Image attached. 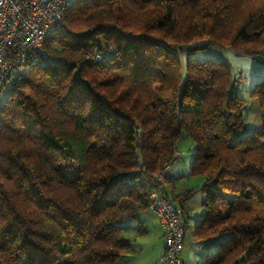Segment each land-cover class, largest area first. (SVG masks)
I'll return each instance as SVG.
<instances>
[{
    "label": "trees",
    "instance_id": "trees-1",
    "mask_svg": "<svg viewBox=\"0 0 264 264\" xmlns=\"http://www.w3.org/2000/svg\"><path fill=\"white\" fill-rule=\"evenodd\" d=\"M62 22L0 104V264H114L153 188L185 231L201 194L199 264H264V114L246 128L264 79L242 87L229 61L191 56L264 62V0H73ZM182 138L203 180L176 193L156 174Z\"/></svg>",
    "mask_w": 264,
    "mask_h": 264
},
{
    "label": "built area",
    "instance_id": "built-area-1",
    "mask_svg": "<svg viewBox=\"0 0 264 264\" xmlns=\"http://www.w3.org/2000/svg\"><path fill=\"white\" fill-rule=\"evenodd\" d=\"M73 0H0V104L6 85L29 65L46 58L45 40L63 27V15ZM178 148L174 157H181ZM165 168L156 174L162 181ZM147 210L154 213L162 226L165 242L161 258L164 264H187L181 256L185 229L182 210L163 190L149 192Z\"/></svg>",
    "mask_w": 264,
    "mask_h": 264
},
{
    "label": "rangeland",
    "instance_id": "rangeland-1",
    "mask_svg": "<svg viewBox=\"0 0 264 264\" xmlns=\"http://www.w3.org/2000/svg\"><path fill=\"white\" fill-rule=\"evenodd\" d=\"M191 56L197 59H218L229 61V63H231L238 71V74L241 72L242 87H251L254 82L264 79V62L254 60L249 56L237 55L226 48L210 47L208 49L194 51ZM178 148L183 154L172 162V166L170 165V170L173 175L172 179L174 180V183H176L175 186L179 188V191H183L187 187L201 185L203 180L202 176H193L189 174L190 161L193 155L191 139L182 138L178 143ZM200 198L201 194L196 192L187 201L191 224L196 223L202 214L203 207L201 206ZM146 222V227H144L146 231L144 233H139L137 230L133 231L130 227L131 221L125 222L126 228L123 231V237L130 239L132 242L135 241L142 251L137 255H126V258H120L116 264H164L161 258L163 244L162 246L159 245L161 244L159 239L161 237L158 236L159 226L157 219L151 214L150 217L146 219ZM187 252L193 253L194 255L193 259L192 256H190V258L187 259V262L189 264H196L197 256H200L202 252H206V249L200 246H189L182 250L181 255L184 257Z\"/></svg>",
    "mask_w": 264,
    "mask_h": 264
},
{
    "label": "crops",
    "instance_id": "crops-1",
    "mask_svg": "<svg viewBox=\"0 0 264 264\" xmlns=\"http://www.w3.org/2000/svg\"><path fill=\"white\" fill-rule=\"evenodd\" d=\"M247 91L248 90H245V92L242 93L245 98H248ZM262 114H264V107L260 108L259 106H257L256 103L250 102V110H249V114H248L247 119H246V128L248 130H260L262 128V119H261ZM171 166H169V168L166 171L167 177L173 183L172 185L174 187L175 192L181 193L182 191H179V188L177 186H175L176 183H174V180L172 179L173 175H172L171 170H170ZM198 181H199V179H198ZM167 191H169V190H167ZM149 212L150 211L145 210L144 212L136 215L135 218H133L131 220H126V221H131L130 227L133 231L137 230L139 233H144L146 231V229L144 228V227H146V223H147L146 219H148L150 217V215L152 214V216L156 217L157 222H158V226H159L158 236L161 237V238H159L160 243H161L159 245L162 246V244H164V240H165L164 230L162 229V226H161V223H160L158 217L154 213L150 212L151 213L150 214ZM148 214H150V215H148ZM191 226H193V224H191L190 219H188V228L185 231V239H184V248L183 249H185L186 247H189V246L190 247L197 246L196 240L192 234ZM125 228H126V224L124 223V229ZM124 239L127 240L130 243V245L132 246V248L134 249V253L130 254V255H137L142 251L140 249L139 245L135 241L132 242L130 239H127V238H124ZM130 255H127V256H130ZM127 256H122V257L126 258ZM181 256L187 264H189L187 262V259H189L190 256H192V259L194 257L193 253H190V252H187V254L184 257H183V255H181ZM122 257H120V258H122ZM158 257H159V255H158ZM120 258H118V260L114 264H116L120 260ZM201 261H202L201 255L197 256L196 264H199Z\"/></svg>",
    "mask_w": 264,
    "mask_h": 264
}]
</instances>
